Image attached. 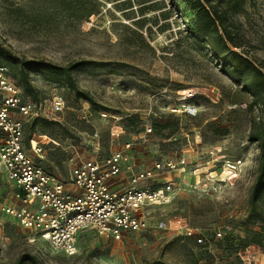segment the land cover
I'll list each match as a JSON object with an SVG mask.
<instances>
[{
  "label": "rangeland",
  "instance_id": "rangeland-1",
  "mask_svg": "<svg viewBox=\"0 0 264 264\" xmlns=\"http://www.w3.org/2000/svg\"><path fill=\"white\" fill-rule=\"evenodd\" d=\"M95 1L97 12L83 19L82 0H0V48L57 65L93 62L72 75L94 104L63 77L30 73L34 93L20 88L21 98L40 113L24 124V142L27 149L29 141L39 146L35 161L64 182L78 161L102 159L126 144L136 171L184 159L183 168L153 180L173 182L169 202L143 212L150 224L162 220L166 228L127 232L120 241L85 230L76 253L67 256L1 211L13 203L15 187L0 166V263L28 254L39 264H263L264 196L252 211L249 194L259 155L250 136L262 124L264 108L190 34L192 12L181 0ZM232 23L238 50L264 73V0H244ZM54 96L63 99L61 111L52 110ZM187 103L197 108L196 116L182 112ZM236 159L241 164L235 172L223 169ZM224 226L242 241L257 235L259 245L216 257L224 244L213 232ZM185 228L206 235L215 256L182 237Z\"/></svg>",
  "mask_w": 264,
  "mask_h": 264
},
{
  "label": "built area",
  "instance_id": "built-area-1",
  "mask_svg": "<svg viewBox=\"0 0 264 264\" xmlns=\"http://www.w3.org/2000/svg\"><path fill=\"white\" fill-rule=\"evenodd\" d=\"M51 105L54 112L61 111L63 99L54 96ZM182 112L193 117L197 108L187 103ZM39 113L37 104L21 98L20 87L0 64V166L15 187L13 203L3 206V213L67 256L76 253L79 234L85 230L120 241L127 232L166 228L162 220L150 224L143 212L147 207L169 202L173 182L167 180L158 185L153 180L165 170L183 168L184 159L154 161L136 171L125 151L129 147L126 144L125 148L112 149L102 159L78 161L64 182L35 161L34 156L41 151L39 146L29 141L26 148L24 124ZM151 130L147 126V133ZM240 164L239 159L226 160L223 169L232 173ZM123 170L130 173L127 184L113 187L111 180ZM232 231L230 226L216 228L213 237L220 240ZM180 235L210 249V240L197 229L185 228Z\"/></svg>",
  "mask_w": 264,
  "mask_h": 264
},
{
  "label": "trees",
  "instance_id": "trees-1",
  "mask_svg": "<svg viewBox=\"0 0 264 264\" xmlns=\"http://www.w3.org/2000/svg\"><path fill=\"white\" fill-rule=\"evenodd\" d=\"M75 1L79 2L80 0ZM181 1L192 12V18L189 19L190 34L208 46L219 70L240 84L242 89L251 94L255 103L264 108V73L247 55L238 50L240 46L236 34L233 33L232 17L241 11L244 0ZM82 3L84 4L83 19H88L97 12L96 1L82 0ZM89 63L93 62L81 60L67 65H57L44 60H24L13 56L6 49L0 48V64L9 68L8 77L15 80V83L24 92L34 93L29 75L31 72H36L52 79L63 77L66 84L73 89L78 97L94 104V100L88 93L77 89L72 75L74 69ZM250 139L257 142L259 150L255 179L249 194L251 210L255 211L257 201L264 196V120L259 129L252 132ZM219 241L223 242L224 247L221 251L214 253L216 257L222 254V251L226 254H238L250 243L258 245L260 243L257 235L252 236L248 242L242 241L232 234L225 235ZM202 248L212 255L211 248ZM214 254L212 256H215ZM0 264H39V262L31 255L22 254L14 262Z\"/></svg>",
  "mask_w": 264,
  "mask_h": 264
},
{
  "label": "crops",
  "instance_id": "crops-1",
  "mask_svg": "<svg viewBox=\"0 0 264 264\" xmlns=\"http://www.w3.org/2000/svg\"><path fill=\"white\" fill-rule=\"evenodd\" d=\"M130 159V157H129ZM130 162L132 163V161L130 160ZM135 167V164L132 163ZM122 174H130L128 171L126 170H123L118 176L114 177L112 180H111V184L113 187H123L127 184L128 182V178H129V175L125 176L122 175Z\"/></svg>",
  "mask_w": 264,
  "mask_h": 264
}]
</instances>
